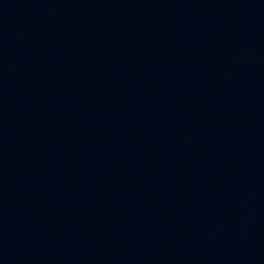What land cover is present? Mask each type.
Wrapping results in <instances>:
<instances>
[{
    "label": "water",
    "instance_id": "obj_1",
    "mask_svg": "<svg viewBox=\"0 0 264 264\" xmlns=\"http://www.w3.org/2000/svg\"><path fill=\"white\" fill-rule=\"evenodd\" d=\"M0 264H264V0H0Z\"/></svg>",
    "mask_w": 264,
    "mask_h": 264
}]
</instances>
